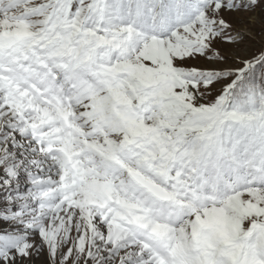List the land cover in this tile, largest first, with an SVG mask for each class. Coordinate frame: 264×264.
<instances>
[{
	"label": "rangeland",
	"instance_id": "rangeland-1",
	"mask_svg": "<svg viewBox=\"0 0 264 264\" xmlns=\"http://www.w3.org/2000/svg\"><path fill=\"white\" fill-rule=\"evenodd\" d=\"M0 264H264V0H0Z\"/></svg>",
	"mask_w": 264,
	"mask_h": 264
},
{
	"label": "water",
	"instance_id": "water-1",
	"mask_svg": "<svg viewBox=\"0 0 264 264\" xmlns=\"http://www.w3.org/2000/svg\"><path fill=\"white\" fill-rule=\"evenodd\" d=\"M93 40H97L98 36L94 34L92 36ZM131 177L137 182L140 186L147 189L150 193H152L155 197L163 200V201H171V194L166 191L161 185L154 183L147 178H145L141 173L136 171H130Z\"/></svg>",
	"mask_w": 264,
	"mask_h": 264
},
{
	"label": "bare ground",
	"instance_id": "bare-ground-1",
	"mask_svg": "<svg viewBox=\"0 0 264 264\" xmlns=\"http://www.w3.org/2000/svg\"><path fill=\"white\" fill-rule=\"evenodd\" d=\"M12 45H13V43H12ZM10 48H12V46H10ZM7 78V77H6ZM8 81V80H7ZM11 81V80H10ZM7 83V82H6ZM15 83H16V81H15ZM8 84V83H7ZM16 86V85H15ZM19 87V86H18ZM12 88H13V86H12ZM16 92V91H15ZM23 92V91H22ZM4 98V97H3ZM7 112H8V110H7ZM85 133V132H84ZM38 136V135H37ZM73 143V142H72ZM37 145V144H36ZM74 146V145H73ZM70 147H72V146H70ZM39 149V148H38ZM44 154V153H43ZM45 155V154H44ZM53 164V163H52ZM62 166V165H61ZM83 170V169H82ZM87 171V170H86ZM83 173H84V171H83ZM80 176V175H79ZM77 178V177H76ZM85 178V177H84ZM77 179H79V178H77ZM81 179V178H80ZM81 181V180H80ZM87 182V181H86ZM71 184H73L72 183V181H71ZM82 184V183H81ZM86 184V183H85ZM67 186H69V185H67ZM78 187H79V185H78ZM78 187H77V189H78ZM80 189H82L81 187H80ZM102 189V188H101ZM83 190V189H82ZM81 191V190H80ZM73 192V191H72ZM82 192V191H81ZM105 193V192H104ZM99 194V193H98ZM102 194V193H101ZM68 195V194H67ZM95 195V194H94ZM47 198V197H46ZM68 200H70V199H68ZM75 200V199H74ZM70 203H72V202H70ZM69 205V204H68ZM71 205V204H70ZM77 205V204H76ZM71 207V206H70ZM61 208V207H60ZM66 210V209H65ZM68 222V221H67ZM69 235V234H68ZM64 238V237H63ZM149 238V237H148ZM159 239V238H158ZM39 241V240H38ZM143 245V244H142ZM196 257V256H195ZM63 258V257H62ZM65 258V257H64Z\"/></svg>",
	"mask_w": 264,
	"mask_h": 264
}]
</instances>
